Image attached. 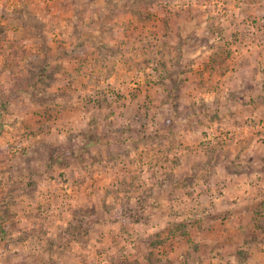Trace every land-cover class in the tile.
<instances>
[{"label": "rangeland", "instance_id": "rangeland-1", "mask_svg": "<svg viewBox=\"0 0 264 264\" xmlns=\"http://www.w3.org/2000/svg\"><path fill=\"white\" fill-rule=\"evenodd\" d=\"M0 264H264V0H0Z\"/></svg>", "mask_w": 264, "mask_h": 264}, {"label": "crops", "instance_id": "crops-1", "mask_svg": "<svg viewBox=\"0 0 264 264\" xmlns=\"http://www.w3.org/2000/svg\"><path fill=\"white\" fill-rule=\"evenodd\" d=\"M196 238H198V241H200V240H201L199 237H196ZM202 244H203V242H201V243H200V246H201V247H203V245H202ZM200 251H201V250H200ZM200 251H199V252H200ZM260 255H261V254H260ZM254 257H256V255H255V256H253V258H254ZM261 257H263V255H261ZM256 258H258V257H256ZM251 261H252V260H251Z\"/></svg>", "mask_w": 264, "mask_h": 264}]
</instances>
